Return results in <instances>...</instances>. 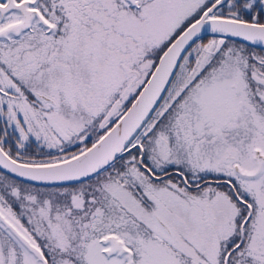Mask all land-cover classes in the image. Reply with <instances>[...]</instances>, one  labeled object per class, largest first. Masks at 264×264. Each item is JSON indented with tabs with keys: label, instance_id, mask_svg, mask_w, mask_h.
<instances>
[{
	"label": "snow or ice",
	"instance_id": "obj_1",
	"mask_svg": "<svg viewBox=\"0 0 264 264\" xmlns=\"http://www.w3.org/2000/svg\"><path fill=\"white\" fill-rule=\"evenodd\" d=\"M0 264H264V0H0Z\"/></svg>",
	"mask_w": 264,
	"mask_h": 264
}]
</instances>
